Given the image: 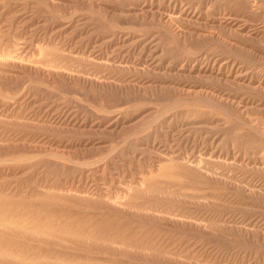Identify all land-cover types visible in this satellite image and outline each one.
<instances>
[{"label":"rangeland","instance_id":"rangeland-1","mask_svg":"<svg viewBox=\"0 0 264 264\" xmlns=\"http://www.w3.org/2000/svg\"><path fill=\"white\" fill-rule=\"evenodd\" d=\"M264 0H0V264H264Z\"/></svg>","mask_w":264,"mask_h":264},{"label":"bare ground","instance_id":"bare-ground-1","mask_svg":"<svg viewBox=\"0 0 264 264\" xmlns=\"http://www.w3.org/2000/svg\"><path fill=\"white\" fill-rule=\"evenodd\" d=\"M256 127H257L258 131H260V133L261 132L264 133V127L258 126L257 124H256Z\"/></svg>","mask_w":264,"mask_h":264}]
</instances>
